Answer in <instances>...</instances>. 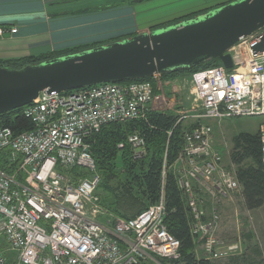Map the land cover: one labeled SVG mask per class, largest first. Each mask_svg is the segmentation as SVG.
I'll return each instance as SVG.
<instances>
[{
    "label": "built area",
    "instance_id": "built-area-1",
    "mask_svg": "<svg viewBox=\"0 0 264 264\" xmlns=\"http://www.w3.org/2000/svg\"><path fill=\"white\" fill-rule=\"evenodd\" d=\"M263 36L264 27L241 37L228 50L231 68H205L186 80L185 89L201 112L191 115L197 123L183 134L175 176L191 215L190 233L209 260L235 254L239 244L221 243L219 216L213 209L206 212L198 191L213 200L229 197L240 186L235 172L222 164L211 126L201 121L264 117V50L254 51ZM154 100L149 81L42 91L22 107L31 129L15 133L0 121V264H160L156 258L180 259V243L164 224L162 197L124 218L103 208L96 193L101 177L88 139L107 124L145 118L154 110ZM179 113L177 124L188 116ZM258 132L264 162V122ZM126 143L133 159L146 155L139 133L128 135ZM75 167L86 175L71 177L68 171Z\"/></svg>",
    "mask_w": 264,
    "mask_h": 264
},
{
    "label": "trees",
    "instance_id": "trees-1",
    "mask_svg": "<svg viewBox=\"0 0 264 264\" xmlns=\"http://www.w3.org/2000/svg\"><path fill=\"white\" fill-rule=\"evenodd\" d=\"M201 12L204 11L157 24L150 29L176 23ZM58 56L51 53L22 59L0 60V66L19 69L27 64H37ZM217 66H221L220 61L211 59L193 68L159 77L174 79L190 76L199 70ZM151 78L148 76L131 81H149ZM21 111L22 108H18L0 115L1 123L11 127L15 133L31 129L30 122L22 116ZM177 119L178 115L173 111L149 109L145 118L110 123L92 135L88 142L96 170L101 177L96 193L103 208L114 216L124 218L136 216L156 204L162 197L166 213L164 224L167 231L179 241L181 256L177 261L156 258L157 261L160 264H211V260L195 252L198 243L190 233L191 215L186 199L178 188L176 176L170 170L182 149L184 132L195 126L185 125L183 122L177 124ZM132 133H139L145 139L146 155L141 159H133L131 147L126 143L127 136ZM120 142L124 143L121 149L117 148ZM232 142L230 161L236 166L235 178L240 186L243 205L247 210L257 209L264 205V162L259 132H239L233 137ZM118 161L121 168L117 167ZM69 172L71 177L86 175L82 169L76 167ZM110 181H115V186L110 185ZM147 264L155 263L149 261Z\"/></svg>",
    "mask_w": 264,
    "mask_h": 264
},
{
    "label": "crops",
    "instance_id": "crops-1",
    "mask_svg": "<svg viewBox=\"0 0 264 264\" xmlns=\"http://www.w3.org/2000/svg\"><path fill=\"white\" fill-rule=\"evenodd\" d=\"M119 1L0 0V29L4 31L0 36V60L80 52L146 32L157 24L226 4V1L213 3V0H148L142 4L133 1L115 4ZM12 28H16L15 33L10 32ZM129 31L134 32L124 35ZM182 77L163 79L153 76L149 80L155 99L162 103L154 106V111L176 108L175 104L184 94ZM198 195L204 205L209 202L213 213L219 216L216 234L221 243L239 244L235 254L213 259L211 264H264V205L247 210L241 194L237 204L222 197L206 200L201 191ZM229 208L232 210L230 215ZM195 252L204 256L200 244Z\"/></svg>",
    "mask_w": 264,
    "mask_h": 264
},
{
    "label": "water",
    "instance_id": "water-1",
    "mask_svg": "<svg viewBox=\"0 0 264 264\" xmlns=\"http://www.w3.org/2000/svg\"><path fill=\"white\" fill-rule=\"evenodd\" d=\"M264 27V0H233L176 23L19 69L0 66V115L22 108L39 92H67L123 83L193 68L218 59L233 66L228 50ZM264 50V36L254 51Z\"/></svg>",
    "mask_w": 264,
    "mask_h": 264
},
{
    "label": "rangeland",
    "instance_id": "rangeland-1",
    "mask_svg": "<svg viewBox=\"0 0 264 264\" xmlns=\"http://www.w3.org/2000/svg\"><path fill=\"white\" fill-rule=\"evenodd\" d=\"M129 1H131V2L133 1V2H135V4H142V3H146L148 0H120L119 2H115V4H118V3L122 4L123 2L128 3ZM221 1H226V4H228L233 0H213V3H217V2H221ZM134 31H136V30H134ZM134 31H132V32H134ZM132 32L129 31L128 33H125L124 35H127V34L130 35L129 33H132ZM121 37H122V35H121ZM106 44H104V45H106ZM100 45H103V44H100ZM100 45H97V46H100ZM177 78H179V77H176L174 79H177ZM182 78L184 79V80L182 79V81H183L182 84L184 85V88H182V92H185V93L183 94L182 99H179V101L175 104L176 108L173 110L170 109V111H173L175 113L183 112V114H184V112H186L185 115H188V116L183 119V123L185 125H190V124L192 125V124L197 123V121H195V119L192 118L191 115L195 114V113H200L201 110H200V107L197 106L198 103L192 102V98L188 95L187 89H185L187 87L186 80H188V78H189L188 75H185ZM161 105H162V103L157 102L156 99L154 100V106L155 107H158ZM192 105H195V111H193V112L190 111V107ZM163 111H165V110H163ZM166 111H168V110H166ZM263 122H264L263 116H239V117L225 118V119H221V120L202 119V121H201V123L209 124L212 128L213 145L220 152L223 166H225L227 169L234 171V172H235L236 166L231 164V161H230V153H231L232 147H233V142H232L233 137L239 132L256 133L259 130L260 124ZM117 167L121 168L120 161L117 162ZM176 169H178V167L173 163L172 166L170 167V170L175 174ZM109 184L112 186H115V181H110ZM239 194H240L239 192H234V193L230 194V196L225 198L224 200H228L232 204H237L240 201ZM204 198H206V200L211 201L210 197L207 194L205 195ZM210 206H211L210 203L207 202V205L205 206V210L209 214L212 211ZM228 211H230L229 212V215H230L232 213V210H230V208H229Z\"/></svg>",
    "mask_w": 264,
    "mask_h": 264
},
{
    "label": "bare ground",
    "instance_id": "bare-ground-1",
    "mask_svg": "<svg viewBox=\"0 0 264 264\" xmlns=\"http://www.w3.org/2000/svg\"><path fill=\"white\" fill-rule=\"evenodd\" d=\"M153 86V85H152Z\"/></svg>",
    "mask_w": 264,
    "mask_h": 264
}]
</instances>
